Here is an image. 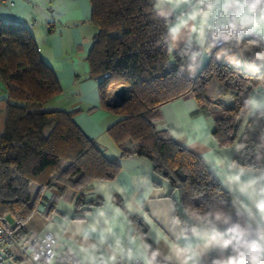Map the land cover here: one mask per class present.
Returning <instances> with one entry per match:
<instances>
[{"label": "trees", "instance_id": "16d2710c", "mask_svg": "<svg viewBox=\"0 0 264 264\" xmlns=\"http://www.w3.org/2000/svg\"><path fill=\"white\" fill-rule=\"evenodd\" d=\"M89 3V21L95 28L86 57L89 76L98 83L103 107L118 117L108 133L120 155L146 158L154 175L167 182L171 194L176 193L174 216L179 217L184 232L192 234L194 222L184 214V209L192 205L204 211L223 210L249 230L246 239H256L260 229L250 226L245 214L233 208L229 193L204 161L176 144L167 131H158L154 122L159 117V106L191 96L198 104L197 113L212 119V137L224 143L237 139L239 133L237 142L245 147L234 152L233 159L264 172V108L249 116L241 131L248 115L243 108L245 99L260 84L258 77L264 71L256 74L217 64L214 50L209 62L193 77H187L182 69L188 64V44L176 49L175 59L168 56L167 29L172 19L161 17L151 8L155 0ZM249 41L256 42L253 53L261 51L260 41L248 32L245 44ZM213 79L231 96L211 99L206 88ZM0 82L7 93L0 100V223L10 215L14 219V240L23 244L32 237L26 223L46 188L60 183L61 195L80 209L85 201L83 193L92 182L115 179L120 166L77 127L74 111L46 109V103L60 93L61 87L40 57L30 32L2 18ZM118 85L127 89V100L113 108L107 103V90ZM31 185L38 187L34 199L30 196ZM226 254H231V249L227 253L213 251L203 264ZM5 259L0 250V264Z\"/></svg>", "mask_w": 264, "mask_h": 264}, {"label": "crops", "instance_id": "0c3cea01", "mask_svg": "<svg viewBox=\"0 0 264 264\" xmlns=\"http://www.w3.org/2000/svg\"><path fill=\"white\" fill-rule=\"evenodd\" d=\"M208 3L212 0H204L203 3L201 0H189L178 8L167 5L157 13L164 18L171 17L170 27L182 14L205 10ZM238 11L231 0H221V6L208 18L202 43L197 34L191 32L192 23L199 27V18L182 31L176 49L188 44V64L182 69L185 76L193 77L209 62L215 50L212 38L223 30L217 28V23H223L225 17L231 19ZM90 15L89 0H15L13 7L0 5V18L21 24L30 32L40 57L53 71L61 87L60 93L46 103V109L74 111L73 121L77 127L107 158L120 166L115 179L92 182L90 189L83 193L84 203L87 204L83 203L80 209L68 197L61 195L59 189L62 185L54 182L43 191L26 227L31 236L52 234L67 242L81 264H112L110 258L113 256L141 261L146 243L144 236L152 249L161 251L160 259L163 261L168 249L158 238V229L150 220L156 225H163L173 237L184 232L174 216L177 210L176 193L171 194L167 182L154 175L146 158L121 156L119 147L108 133V128L118 117L103 107L98 83L89 76L86 57L95 33L89 21ZM249 33L260 41L261 51H264V37L258 32ZM254 54L245 67L257 74L264 71V62L254 60ZM115 87L108 88L107 103L111 100L109 93ZM206 91L211 99L231 96L215 79ZM250 96L264 105V85L256 86ZM6 97L5 87L0 82V100ZM197 110L198 104L193 97H177L159 106V117L154 126L158 131H167L176 144L199 156L229 193L233 208L245 214L250 226L264 230V220L255 208V201L262 198L260 189L264 187V172L252 168L246 172L242 177L243 183L256 180L246 193L241 192L238 186L228 184L225 173L206 162L221 154L217 153L216 146L209 139L214 126L212 119L197 113ZM173 131L179 139L171 135ZM227 155L233 159L234 152ZM37 190L36 185H31V199H34ZM3 222L14 224V219L8 215ZM93 226L96 230L90 231ZM197 230V236L190 234L193 242H199L207 231L202 227ZM7 248L12 256L5 259L4 264H33L16 247L11 245ZM216 250L219 248L214 247L209 253Z\"/></svg>", "mask_w": 264, "mask_h": 264}, {"label": "clouds", "instance_id": "9594fccd", "mask_svg": "<svg viewBox=\"0 0 264 264\" xmlns=\"http://www.w3.org/2000/svg\"><path fill=\"white\" fill-rule=\"evenodd\" d=\"M188 2L189 0H155L151 8L158 11L167 5L178 8L181 4ZM203 2L204 0H201V3ZM231 2L239 9L238 13L233 15L231 19L225 17L223 23H217V28L225 29L227 27L233 30L239 28L246 33L258 32L264 37V0H243V3H241V0H231ZM220 6L221 0H212V3L206 5L205 10L184 13L177 18L176 23L168 27L167 36L172 44L167 48V54L171 59L176 58V45L181 38L182 31L189 26L190 22H196L198 18L199 27L196 23H192L191 32L196 33L201 43L203 42L204 29L207 26L208 18ZM224 38L229 39L227 36ZM255 43V41H249L244 45L243 50H249ZM222 52L223 50H221ZM221 53L217 54L218 58ZM254 60L264 62V51L256 52ZM258 79L260 81L258 87L264 85V75L258 77ZM243 108L248 110V115L245 116L241 125V131H243L244 124H247L248 117L264 108V105L257 98L249 96L245 99ZM171 135L180 138L174 131ZM229 135H232L231 131ZM209 139L216 146L217 153L221 155H216L211 161L206 162L211 163L219 172L225 173L228 184L236 185L241 192L246 193L256 183V180L253 179L243 183L242 177L252 169L250 166L239 164L235 159H230L227 155L231 152H239L241 148L245 147V145L237 142L239 133H237V139L225 140L224 143H221L215 137H209ZM260 193L262 198L255 201V208L261 219L264 220V187L260 189ZM184 214L190 221L194 222L193 236L198 235V227L207 230L201 240L193 242L192 237L186 231L173 237L165 231L163 225H156L155 221L150 220L157 227L158 238L164 242L168 251L164 254L162 262L160 259L161 251L152 249L151 245L145 243L141 264H203L204 258L214 247H218L223 253H227V250L231 249V254L212 259L211 264H264V230H258L256 239L249 240L246 239L249 230L238 221H233L231 215L223 210L204 211L202 207L190 205L184 209ZM176 223H180L179 217L176 218ZM95 230L94 226L90 229V231ZM28 251L34 253L33 260L40 261L41 256L35 254V247L29 248ZM110 259L115 264V256ZM45 264H56L55 256L50 255Z\"/></svg>", "mask_w": 264, "mask_h": 264}, {"label": "built area", "instance_id": "2783aa9c", "mask_svg": "<svg viewBox=\"0 0 264 264\" xmlns=\"http://www.w3.org/2000/svg\"><path fill=\"white\" fill-rule=\"evenodd\" d=\"M0 5L13 7L15 0H0ZM226 36L229 39H225L224 37ZM247 37L248 32L246 33L239 28L233 30L226 27L215 34L212 38V43L215 46L214 61L217 64L224 63L243 70L251 62L254 51L253 47L249 50H243ZM221 50H223L222 53ZM218 53H221L219 58L217 56ZM106 76V74L103 75V77ZM14 233V224L8 222L0 223V250L7 258L12 256L9 248H7L12 245L33 264H45L50 255L55 256L56 264H81L71 250L70 245L52 234H46L41 237L32 236L25 243L19 244L14 240ZM33 247H35V254L41 256L40 261L32 259L34 253L29 252L28 249ZM115 264H141V261L137 258L128 260L119 257L115 260Z\"/></svg>", "mask_w": 264, "mask_h": 264}, {"label": "water", "instance_id": "95a60500", "mask_svg": "<svg viewBox=\"0 0 264 264\" xmlns=\"http://www.w3.org/2000/svg\"><path fill=\"white\" fill-rule=\"evenodd\" d=\"M111 97L110 102L108 103L111 107L115 108L124 104L127 100V89L123 85H118L111 90L109 93Z\"/></svg>", "mask_w": 264, "mask_h": 264}, {"label": "bare ground", "instance_id": "6f19581e", "mask_svg": "<svg viewBox=\"0 0 264 264\" xmlns=\"http://www.w3.org/2000/svg\"><path fill=\"white\" fill-rule=\"evenodd\" d=\"M245 70L248 72H252V69H250L249 67H245ZM243 71H244V69H243Z\"/></svg>", "mask_w": 264, "mask_h": 264}, {"label": "rangeland", "instance_id": "374dc122", "mask_svg": "<svg viewBox=\"0 0 264 264\" xmlns=\"http://www.w3.org/2000/svg\"><path fill=\"white\" fill-rule=\"evenodd\" d=\"M3 20H5V19H3ZM45 107H46V105H45ZM65 164H66V163H63L62 166H65Z\"/></svg>", "mask_w": 264, "mask_h": 264}]
</instances>
